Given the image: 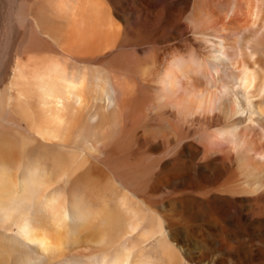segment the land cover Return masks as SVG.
<instances>
[{
    "label": "bare ground",
    "instance_id": "obj_1",
    "mask_svg": "<svg viewBox=\"0 0 264 264\" xmlns=\"http://www.w3.org/2000/svg\"><path fill=\"white\" fill-rule=\"evenodd\" d=\"M0 71V264H264V0H0Z\"/></svg>",
    "mask_w": 264,
    "mask_h": 264
},
{
    "label": "rangeland",
    "instance_id": "obj_2",
    "mask_svg": "<svg viewBox=\"0 0 264 264\" xmlns=\"http://www.w3.org/2000/svg\"><path fill=\"white\" fill-rule=\"evenodd\" d=\"M2 30V29H1ZM2 32V31H1ZM1 72V71H0ZM0 75L2 76V73H0ZM257 243H258V241H256ZM262 247H264V246H262ZM258 247H254L253 249H252V254L255 256V258L257 257V256H259V253H260V251L261 250H258L257 249ZM215 253H218V254H220V252H217V251H212L211 252V254H215ZM262 253H264V250L262 251ZM220 262V263H219ZM255 264H261V263H259V262H257L256 260H255V262H254ZM252 261H251V264H254ZM210 264H226V263H224L223 261H214V262H212V263H210Z\"/></svg>",
    "mask_w": 264,
    "mask_h": 264
}]
</instances>
